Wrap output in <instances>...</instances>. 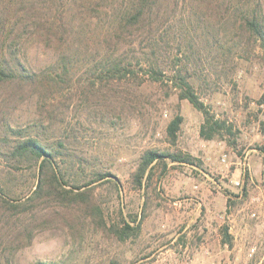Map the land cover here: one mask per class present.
Instances as JSON below:
<instances>
[{"label": "rangeland", "instance_id": "rangeland-1", "mask_svg": "<svg viewBox=\"0 0 264 264\" xmlns=\"http://www.w3.org/2000/svg\"><path fill=\"white\" fill-rule=\"evenodd\" d=\"M38 1L44 25L64 20V4ZM93 2L108 12L92 11L79 43L68 48V78L56 77L38 99L0 101V264H264L262 47L230 14L189 11L188 0L158 31H126L116 45L108 0ZM150 40L159 44L158 79L152 56L141 54ZM59 48L32 36L19 49L49 78ZM111 52L123 54L121 78L104 76L101 57ZM178 76L225 121L222 136H200L203 114L179 98ZM5 92L1 86L0 97ZM177 114L183 120L172 141L167 125ZM25 135L57 152L63 186L79 195L46 187L31 204L6 203L23 200L36 184L41 158L12 153ZM149 149L190 154L191 162L155 160L139 181L134 173Z\"/></svg>", "mask_w": 264, "mask_h": 264}, {"label": "trees", "instance_id": "trees-1", "mask_svg": "<svg viewBox=\"0 0 264 264\" xmlns=\"http://www.w3.org/2000/svg\"><path fill=\"white\" fill-rule=\"evenodd\" d=\"M12 0H0V87L7 88V92L0 101L3 106H15L17 103L26 101L32 97L39 98L40 93L49 89L54 84L59 83V79L68 78L71 73V66L68 65V48H74L80 41L86 22H91L94 18V12L98 8L108 12L103 4H97L93 0H58L59 5L65 7L64 20L57 25H44L40 18L36 15L37 9L42 6L38 0H19L11 3ZM108 0V7L112 15V27L115 33L116 45L119 38L124 37V33L128 31L130 34L138 32L141 29L151 33L158 31L168 18V12L174 11L177 4L186 2L187 0ZM189 11L200 7H205L213 12H222L236 24V28L247 35L248 38L258 42L264 53V16L260 12V3H248L244 0H211V3L205 5L200 0H188ZM12 5L15 7L13 12ZM169 8V9H167ZM94 11L93 13H91ZM42 28V31L39 30ZM36 31V32H34ZM36 36L40 37V41L48 47L56 44L62 52L57 62L51 65L52 70L46 78L44 71L37 70L26 62L25 56L20 54V46L23 45L28 38ZM26 40V41H25ZM105 42L109 43V40ZM154 45H159L156 40H150V48L148 51L141 52L149 61L151 69V77L158 79L155 75H163V66L156 55ZM66 47V48H65ZM65 48V49H64ZM164 48H161V52ZM115 52L102 55L101 63H103L104 76L121 78L125 74L123 62V54L119 52L114 56ZM73 66V65H72ZM52 74L54 76H52ZM58 77L59 79H56ZM44 79V81L42 80ZM175 85L180 87L179 98L187 99L191 105L203 114V122L199 128L200 136L205 139H211L214 136H222V130L225 129V121L215 118L200 100L196 94L194 87L186 77H176ZM183 118L180 114L175 115L167 125V133L172 141L176 138V132ZM264 127V121L262 122ZM62 143L57 144L61 146ZM264 149V148H262ZM12 153L17 155H32L35 158H41L37 165V180L34 189L29 191L28 195L21 201L8 202L12 208L23 206L27 203L31 204L39 199L40 193L46 187L50 191L63 192L66 195H79L81 192L66 189L63 184L67 183L64 175L59 170L57 163V152L48 150L44 144L32 135H25L19 138L12 146ZM169 158L176 162H191L192 156L182 152H166L159 153L156 150L144 151L141 160L134 173L137 180H141L146 172H149L150 165L153 161ZM98 176L103 179L109 176V172H99ZM2 191V192H1ZM0 194L3 190L0 189ZM4 199V198H3ZM225 235L229 238L228 234ZM124 238V236H120ZM43 264V263H40Z\"/></svg>", "mask_w": 264, "mask_h": 264}]
</instances>
